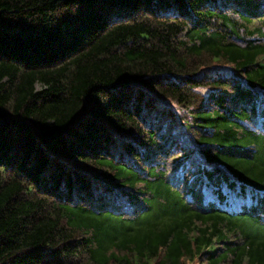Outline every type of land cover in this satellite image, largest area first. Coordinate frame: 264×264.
<instances>
[{
  "label": "trees",
  "instance_id": "16d2710c",
  "mask_svg": "<svg viewBox=\"0 0 264 264\" xmlns=\"http://www.w3.org/2000/svg\"><path fill=\"white\" fill-rule=\"evenodd\" d=\"M0 264H264V0H0Z\"/></svg>",
  "mask_w": 264,
  "mask_h": 264
}]
</instances>
